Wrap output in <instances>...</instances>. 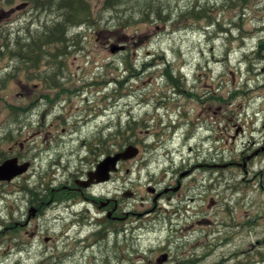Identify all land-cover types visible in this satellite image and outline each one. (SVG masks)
<instances>
[{"label": "flooded vegetation", "instance_id": "1", "mask_svg": "<svg viewBox=\"0 0 264 264\" xmlns=\"http://www.w3.org/2000/svg\"><path fill=\"white\" fill-rule=\"evenodd\" d=\"M41 1L7 0V25L0 30V78L26 88L21 104L8 95L0 98L8 105L2 117L8 120L7 128L20 125L19 139L12 134L7 150L0 143V210L6 212L0 219V257L7 253L9 262L24 264L32 247L43 255L48 249L42 242L67 241L71 254L66 264H200L215 248L231 245L245 228H259L264 94L258 95L262 100H254L257 93L251 91L257 89L250 87L249 78L237 80L231 71V80L225 81L215 68L244 66L249 72L261 64L264 74V17L256 18L263 27L257 47L249 50L248 31L234 35L232 25L238 22L222 9L227 5L232 11V0L208 4V14L199 13L197 20L187 17L183 27L185 31L190 21L197 22L192 31L205 34L208 50L200 49L196 64L184 52L181 66L175 67L144 44L152 35L141 45L124 41L116 46L107 38L97 47L104 53L95 55L87 44L90 24L84 20L73 31L78 44L61 45L60 14L40 12ZM260 3L264 10V0ZM171 22L172 18L168 27ZM219 40L228 43L223 59L215 54ZM237 41L234 50L232 43ZM114 64L122 66L117 65V76L110 72ZM173 75L181 87L173 86ZM222 102L232 104L225 110ZM112 121L117 129L109 135ZM85 132L92 135L68 151L74 136ZM146 135L154 137L157 150L162 141H179L173 149L166 146L160 155L166 159L164 169L149 173L140 194L126 178L132 174V163L138 162L141 174L158 159L145 158L153 148ZM128 147L138 148L139 154L119 160L109 179L101 180L98 167ZM6 164L15 175L11 179L2 172ZM227 170L232 173L224 174ZM114 184L117 187L107 188ZM239 200L245 205L238 206ZM184 215L193 222L179 230ZM54 226L60 227V239L45 231ZM158 229L164 234L156 233ZM144 230L158 237L145 241L153 246L150 257L141 251L143 241L134 237ZM258 241L257 249H264V238ZM257 249L229 253L214 264H264V250ZM63 260L59 256L53 261L64 264Z\"/></svg>", "mask_w": 264, "mask_h": 264}, {"label": "rangeland", "instance_id": "2", "mask_svg": "<svg viewBox=\"0 0 264 264\" xmlns=\"http://www.w3.org/2000/svg\"><path fill=\"white\" fill-rule=\"evenodd\" d=\"M24 0H16L17 3H21ZM200 2L202 6L208 7V4L210 6L215 5L218 3L219 5H222V2H215V0H164V2L169 6V11L170 15L173 16L175 19L176 17L178 18L180 14H186V12L196 3ZM88 4L90 5V8H92V15L96 17H100L98 9L102 5V0H87ZM227 3L228 1H225ZM247 5H245L242 8H239L237 10H232L229 12V6H224L226 8H223L224 10H228L227 14L232 13V18L233 21L236 24V27L232 25V27L235 29L233 30L234 35H239L240 31L247 30L249 36L245 37V44L248 45L249 50L255 49L259 43V32H261V28L263 26L258 25L257 19L256 18H261L264 17V10H262V6L260 3V0H246ZM221 7V6H219ZM101 9V8H100ZM125 10L127 9L124 8ZM122 10L125 12V10ZM8 11V2L7 0H0V30L5 29L7 25V18L6 14ZM56 11V6L53 7V11H50L51 13ZM115 12L114 11H107L105 10L101 14V21L99 22L100 24H97L95 26L97 30L101 31V34H95V28L90 26V37H89V43H87L89 46H91L93 53L96 55V53H104V50L101 48H97L99 46H103L105 44V37L108 38L109 40L112 41V44H118L124 41H127L129 45H141L142 43L140 42L141 40L144 39L145 36L147 35H152L153 39L151 41H147L144 44L147 46H150L152 51L155 53L158 57H163L165 61L170 62L173 66L175 67H180L182 62H183V53L187 52L186 57L190 60V63L196 64L197 62H200V56L198 55V52L200 51L201 48L208 50L207 47L208 42L206 41L207 39L205 38V34L201 31L196 29L195 31H192V27H196L197 22L190 21V26L187 28L185 31L183 30V27L180 28H170L167 30V25L166 23H141L137 19L135 20L136 23H133L132 25H129V27L126 29L125 27H118V28H110L113 25L117 26L118 22L115 20ZM172 18V17H171ZM173 19V18H172ZM187 19V18H186ZM192 20V19H189ZM61 21V20H60ZM242 21V22H241ZM117 23V24H116ZM172 25L174 23L172 22ZM160 28V29H159ZM240 30V31H239ZM103 34V35H102ZM239 37V36H238ZM263 37V36H262ZM228 46L227 40H219L215 46V54L218 56H221V59L225 58V50ZM239 47V41L232 43V48L234 50H238ZM250 58H254V54H249ZM112 58L108 59V62H111ZM228 61V60H226ZM236 63V61H233ZM80 64L82 61L79 62ZM118 67L122 68L121 65L119 64H114L112 67H115V69H110V72H112L113 76H117V72L119 71ZM261 64H256L255 68L253 70H250L247 72V69L243 66L242 68L236 69L235 67L231 65H226L224 66L221 64L219 67L215 68V73L218 74L220 73V77L222 80L229 81L231 80V71L235 74V78L245 80L246 78H249V85L251 88H256L257 90L251 91L252 94H255L254 100H262L261 97H258L259 93L264 94V89L262 88L263 79H264V74L261 73ZM207 72V70H206ZM8 73V72H7ZM7 73H5L4 76L7 77ZM2 83H4L2 85ZM22 84L19 82H11L7 83L6 78L2 77L0 78V98L1 96L5 97L7 96L11 101L17 104H21L23 99L25 98V91ZM27 96H30V94H27ZM27 99H31V97H26ZM2 99V98H1ZM262 102V101H261ZM232 104L229 102L222 103L221 106L223 109L227 110L229 109V105ZM261 103L258 104V106ZM8 105L6 104V101L0 100V143H3L4 146L3 148L7 150L9 146V138H11L12 134L13 137L20 136L19 129L20 125L19 124H13L12 128H7L8 120H5L2 118L6 114ZM36 116L34 117V120H36ZM112 128L109 131L110 134H115L116 133V121H112L110 124ZM2 131H5L2 134ZM92 135L89 132L83 133L81 136L76 135L74 136V144L71 146H68V151L76 145H80L81 141L84 138H88ZM140 135L137 136H141ZM43 136L46 138L50 137V134L48 132H43ZM148 143L153 145L152 150L146 155V159L149 158L151 155H156L158 157L157 161L155 164L147 165L146 168L141 170V174L138 173V169L140 165L138 162L132 163V165H129V168H131V175L127 177V182L129 184H133L136 192L144 193V188L145 185L148 183V177L149 173L152 174H157L158 169L163 170L164 169V164L165 160L160 157V155L164 154L166 150V146H169L171 149H173L177 142L179 141L178 137L170 138L168 141H162V148L161 150H157L156 145H154L155 139L152 135H146ZM97 139L98 137L95 136ZM19 139V138H18ZM52 139V138H51ZM68 141V140H66ZM10 147V146H9ZM5 151V150H4ZM13 165V163H12ZM75 166V164H73ZM88 166H85V169ZM128 167V166H127ZM157 170V171H156ZM75 172V171H73ZM232 173L231 170L224 171V174L230 175ZM10 174H13V171H11ZM125 174V171H124ZM9 176V174H7ZM10 177V176H9ZM122 184H119V186ZM117 187L116 184L113 186L110 185L107 188L109 190H112L113 188ZM119 194V191H117ZM114 194H111V196ZM116 196V195H115ZM114 196V197H115ZM113 198V197H112ZM236 198H240L239 196H236ZM263 203H258L256 206L258 207L259 211L257 212V216L260 219V226L259 228L255 229L253 226H249L245 228L242 232H239L240 237L236 239V241H232L231 245L226 246V248H221L215 250L210 253L206 261L201 262L200 264H214L218 262L221 257H224L225 255H229V253H234L236 251H246V250H255L257 248H261L258 245V240H261L264 238V196L262 198ZM237 205H245L244 202L241 200L237 201ZM251 207V206H250ZM247 207L246 209L250 208ZM247 213V212H246ZM6 212H2L0 210V219L4 220ZM211 215V213H208ZM249 214V213H247ZM210 215H207V217H210ZM217 218V216H215ZM214 220H217L213 218ZM222 220V219H219ZM241 220V219H240ZM193 222V220L190 218V216L184 215L182 217V226L180 229H184L185 225H190V223ZM48 231V236H51L55 239H60L61 238V230L59 226H54L50 228V230H45ZM164 234L163 229L160 230L158 229L156 233ZM150 231L144 230L142 231H137L134 235L135 239H138L137 241H143L140 244L141 251L144 252L146 251L147 257H150L152 253L150 254V249L153 247L151 244L145 242V241H158V237L154 234H145ZM153 232V231H151ZM184 232V230H181V233ZM163 236V235H162ZM243 236H248V237H243ZM206 242V241H203ZM43 246H46L48 250L44 251L43 255H40V251L36 249V246L32 247L33 249L29 253V257H25L24 259V264H54V259L57 257H63V263L66 264V260L68 256L71 254V247L68 244L67 241H52L50 243H41ZM264 248V246H263ZM211 250V249H209ZM207 250V251H209ZM264 249H257L256 251H262ZM206 251V252H207ZM160 253V252H157ZM7 253H3L2 257H0V264H13L10 260V262L6 259ZM145 260V258H143Z\"/></svg>", "mask_w": 264, "mask_h": 264}, {"label": "trees", "instance_id": "3", "mask_svg": "<svg viewBox=\"0 0 264 264\" xmlns=\"http://www.w3.org/2000/svg\"><path fill=\"white\" fill-rule=\"evenodd\" d=\"M42 2V3H41ZM39 2L40 12L53 11V7L56 6V11L59 12L61 21L57 33L59 34L61 45H76L78 44L77 36H74L73 31H76V27L79 25L81 20L87 21L90 26L96 27L95 25L100 24L101 14L107 11H114L115 20H117V26L113 25L110 28L125 27L136 23V19L141 23H166L170 24L171 17L174 25L171 28H180L186 25V18L197 20V15L208 14V7H200L198 1L186 12V14H180L176 19L170 15L169 6L164 0H102L101 9L99 8L100 17L92 15V8L84 0H44ZM246 0H232V10L247 5ZM127 9L125 10L124 8ZM200 8V10H197ZM125 10L123 12L122 10ZM50 33H53L55 27L51 26L48 28ZM102 31V30H101ZM103 35V34H102ZM73 36V37H72ZM48 35L45 36V40H48ZM105 37V41H106ZM176 76L171 77V83L173 86L181 87L180 80L176 79ZM224 103V102H222Z\"/></svg>", "mask_w": 264, "mask_h": 264}, {"label": "water", "instance_id": "4", "mask_svg": "<svg viewBox=\"0 0 264 264\" xmlns=\"http://www.w3.org/2000/svg\"><path fill=\"white\" fill-rule=\"evenodd\" d=\"M138 152L139 151H138L137 148H135V147H128L125 150V152H123L121 154H118L115 157H110L108 159V162L107 161L106 162H103L98 167V169L101 168L104 164H106V165L103 167V169H102L101 172L97 171L96 174L98 176H101L102 177L101 180H108L109 179L108 177H109L110 172L116 170V164H117V162L119 160H121V159H125L126 160V159H129V158L135 157V156H137ZM2 169H4V175L7 178L11 179V178H13V176H15L14 173L13 174H10L11 171H12V168L8 164H6L5 166H3ZM7 174H9L10 177ZM101 180H99V181H101Z\"/></svg>", "mask_w": 264, "mask_h": 264}, {"label": "bare ground", "instance_id": "5", "mask_svg": "<svg viewBox=\"0 0 264 264\" xmlns=\"http://www.w3.org/2000/svg\"><path fill=\"white\" fill-rule=\"evenodd\" d=\"M107 162H108V161H107ZM105 165H106V164H104L101 168H99L98 171L101 172L102 169H103V167H104ZM2 172H3V174H4V169H2Z\"/></svg>", "mask_w": 264, "mask_h": 264}]
</instances>
